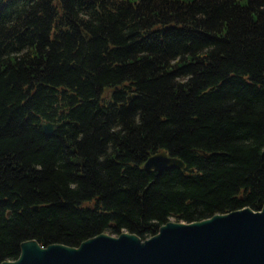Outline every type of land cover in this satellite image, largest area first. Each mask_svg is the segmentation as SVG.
Instances as JSON below:
<instances>
[{
	"label": "trees",
	"instance_id": "obj_1",
	"mask_svg": "<svg viewBox=\"0 0 264 264\" xmlns=\"http://www.w3.org/2000/svg\"><path fill=\"white\" fill-rule=\"evenodd\" d=\"M263 204L264 0H0V263Z\"/></svg>",
	"mask_w": 264,
	"mask_h": 264
},
{
	"label": "water",
	"instance_id": "obj_2",
	"mask_svg": "<svg viewBox=\"0 0 264 264\" xmlns=\"http://www.w3.org/2000/svg\"><path fill=\"white\" fill-rule=\"evenodd\" d=\"M59 127L42 123L48 137ZM174 168L183 170L185 163L165 151L144 164L147 172ZM0 264H264V204L259 211L244 208L193 223L172 220L146 240L128 232L100 234L78 247L30 240L21 244L18 259Z\"/></svg>",
	"mask_w": 264,
	"mask_h": 264
}]
</instances>
